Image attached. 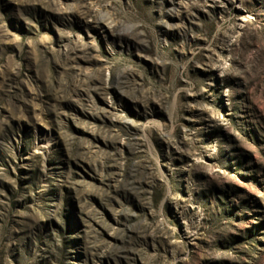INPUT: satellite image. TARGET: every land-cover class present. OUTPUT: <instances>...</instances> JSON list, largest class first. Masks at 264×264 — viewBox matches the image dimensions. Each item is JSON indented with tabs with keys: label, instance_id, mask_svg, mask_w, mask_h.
I'll list each match as a JSON object with an SVG mask.
<instances>
[{
	"label": "rangeland",
	"instance_id": "rangeland-1",
	"mask_svg": "<svg viewBox=\"0 0 264 264\" xmlns=\"http://www.w3.org/2000/svg\"><path fill=\"white\" fill-rule=\"evenodd\" d=\"M0 264H264V0H0Z\"/></svg>",
	"mask_w": 264,
	"mask_h": 264
}]
</instances>
